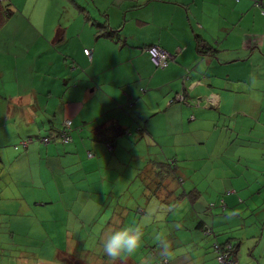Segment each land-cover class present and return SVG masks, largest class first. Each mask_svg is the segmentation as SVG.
Segmentation results:
<instances>
[{
  "label": "crops",
  "instance_id": "crops-1",
  "mask_svg": "<svg viewBox=\"0 0 264 264\" xmlns=\"http://www.w3.org/2000/svg\"><path fill=\"white\" fill-rule=\"evenodd\" d=\"M1 1L19 11V22L46 46L44 52L24 59L23 69L16 65L21 70L11 73L16 91L10 98L21 105L17 111L10 109L11 120L0 124V133L8 129L14 132L1 137L0 177L5 175L7 181L11 178L15 185L20 184L24 192L16 199L32 219L30 225L17 223L11 228L21 230L22 236L38 245L66 247V230L76 229V223L80 228L85 224L76 216L79 212L74 211L72 202L79 183L86 188L83 192L88 199L96 197L90 188L99 180L110 177L115 183H125L130 165L138 163L147 148L157 161H175L178 173L184 170L192 179L190 187L203 192L192 216L201 218L213 233L204 237L193 231L189 237L193 249L209 246L202 255L203 263L218 264L213 245L226 243L230 232L236 237L238 230L232 231L228 217L238 216L242 221L241 210L236 212L237 202L243 203L244 197L257 199L264 189V16L253 7V0H75L86 9L88 20L77 10L71 11L67 0ZM66 11L72 19L67 18L68 22L63 20ZM105 22L112 36L97 37V25ZM60 30L64 37L57 42L61 52L56 56L52 46ZM197 36L217 52L201 55ZM152 45L170 54L165 69H158L147 52ZM85 49L91 51V58ZM243 64L259 70L244 88L235 85L238 80L220 74L222 69ZM53 66H58V81L33 82ZM182 87L187 90L188 102L168 105L166 100ZM49 101L57 102L58 108L52 112L45 104L43 114L38 115V103ZM19 105L27 106L29 119L37 117L35 126L19 125ZM29 106L34 110L28 111ZM59 114L63 125L65 120L71 121V140L41 142L38 137L47 136L51 125L61 128L53 120ZM102 124L109 129L119 124L129 131L127 139H113L114 155L94 137L95 128ZM108 131L113 133L114 129ZM215 132L218 137L209 143ZM29 138L34 141L27 148L12 147ZM88 152L95 158L88 159ZM179 158L188 166L195 159L205 161L201 172L210 166L211 173L202 175L195 168H179ZM216 169H222L219 176ZM250 171L253 175L248 176ZM212 181L221 183L212 187ZM170 185L176 186V182ZM36 192L48 199L31 201L27 197ZM221 199L225 208L219 206ZM211 202L216 206L209 210ZM260 207L252 209L255 214L262 209L260 219L249 225L252 233L261 230L264 234V207ZM241 221L236 228L244 229ZM244 232L237 240H230L238 242V251V239L245 236ZM185 264H194V258Z\"/></svg>",
  "mask_w": 264,
  "mask_h": 264
},
{
  "label": "trees",
  "instance_id": "trees-1",
  "mask_svg": "<svg viewBox=\"0 0 264 264\" xmlns=\"http://www.w3.org/2000/svg\"><path fill=\"white\" fill-rule=\"evenodd\" d=\"M71 1V2H70ZM67 2L71 3L76 10L81 13L86 20L89 19V15L86 12V9L79 4L75 0H67ZM253 7H256L259 9V12L264 16L262 11H264V0H253L252 1ZM14 10L9 3H3L0 0V29L6 24L7 19L13 14ZM107 17V14L104 13ZM98 28L96 30V36H112V32H108L106 29H108V22H105L104 25L98 24ZM61 31V30H60ZM63 31L57 33L55 41L56 42H62L63 40ZM197 39V51L201 55H213V52H217V50L212 47L203 44L201 42V39L199 36L196 37ZM152 48H160L166 53H168L166 50H164L159 45H152L147 48V52L150 54V57L155 64V66L158 69H165L168 65V62L170 58L167 59V64L165 66L156 64L152 58L151 55V49ZM90 51L89 49H85L84 53L86 56L91 58V51L90 54H86V51ZM170 56V54L168 53ZM171 57V56H170ZM185 79V78H183ZM181 91V92H180ZM176 92L174 95H172L168 101L166 100L167 104L171 105L173 103H187L188 102V96L186 94L187 90L182 87L181 90ZM165 102V103H166ZM198 102V100H197ZM21 105V104H20ZM18 106V110L20 113V117L23 120L24 126H35L36 125V116L29 119L27 117V114L29 115L30 112H25L27 106ZM33 105L36 106V103L33 102ZM37 107V106H36ZM29 110H34V108L28 107ZM40 119V118H39ZM51 125L50 129L46 132L48 133L47 136L45 135L44 138L38 137L41 142L49 143L53 140H58L61 143H67L71 140V121L70 119H67L64 121V125L61 128L58 127H52ZM101 127L95 128L94 137L101 143H103L106 147V151L110 153V155H114L112 150V143L114 142V138L122 137L123 139L128 138V130L121 128L119 124H113L110 128L114 129L112 136H109L110 133L107 128V125H100ZM109 126V125H108ZM111 127V126H109ZM138 132H142V127L137 128ZM108 131V132H107ZM128 131V132H127ZM29 140L20 141L18 144H14L12 147L15 150H20V148H27L29 145V142H33L34 139L29 138ZM146 148L144 150V153L140 155L138 163L134 162L132 165H130L129 174L130 177L128 181H125V183H118L114 182L108 177V179L101 181L99 180L96 185L99 186L100 191L92 190L90 188V192L93 194V196L100 197L104 196L105 203L104 208L101 209V212L98 216V218L93 222V224H97L101 222L102 226L104 227V224H108L107 228H104L106 230L104 235H107L111 230L114 229H120L124 227H139L140 230L143 233L142 237H146L147 242H142L140 247L137 249L138 251L135 252L137 255H143L140 260V264L142 263L143 259L146 261H152L148 259V257H154V261L151 262V264H177L180 257L184 254H188V250L186 245L194 247L195 245L191 244L190 241V235L193 231L201 233L204 237L209 236L213 233L212 227L207 225L201 218H199L197 215L192 216V211L197 207L199 204V195L200 193L203 194V192L199 191V189H193L192 187L187 188L183 187V178L181 175L179 176L177 166L175 165V161H157L156 157L152 154H149ZM88 159H94L95 156L91 153H87ZM111 157V156H110ZM115 158V157H114ZM189 176V175H188ZM186 176V179L188 178ZM88 180L91 179V175L88 173L86 175ZM178 179V183L176 181ZM190 179V178H188ZM192 180V179H191ZM140 181L141 182V188L140 192L144 198H146L147 204L151 202V200H155L158 202L156 204V210L157 212L151 213L148 212L145 207H142L140 203L137 201L136 198H138L140 195L136 192L133 193L134 190V182ZM171 182H176V186L173 185V187L170 185ZM86 183L88 181H85ZM109 182L112 183V187H109ZM92 183V182H91ZM192 185V182H191ZM192 188V189H191ZM114 189V192L112 193ZM105 194V195H104ZM128 194H134L132 196H126ZM126 198V200H125ZM117 199V200H115ZM127 199H132L133 201H128ZM128 201V202H127ZM220 204V205H219ZM219 206L225 208L224 201L221 199L219 202ZM158 205H161L159 208ZM215 203H208L207 208L209 210L214 209ZM194 208V209H193ZM134 209V210H132ZM134 213V214H132ZM22 214V217L20 215V218L22 219L23 226L30 225L32 222L31 216H29L26 213H20ZM137 218H141L139 223L133 222V217L135 216ZM25 215V216H24ZM105 215V216H104ZM159 216V218H158ZM145 217V218H144ZM79 221L80 219L76 217ZM136 220V219H135ZM160 222V223H158ZM81 223V222H80ZM20 225V226H21ZM82 227L84 223H81ZM16 226V225H14ZM92 227V226H91ZM13 229V228H9ZM26 231V230H25ZM194 232V233H195ZM9 240L13 241L16 234L20 235L23 239L21 240V243L19 245H15L13 247L10 243H6L5 245L8 247V251L12 255V257L7 258L5 257V260L8 261L11 264H15V261H13V257L15 255H18L20 258H15V260L18 262V264H27L25 263V259L23 258L26 256V252L23 250V247L28 246L30 243H33L32 245L36 246H45V245H38V243L31 242L29 239L23 235V232L21 230L16 231V229L7 230L6 233L2 232ZM231 239H228V241L224 244H218L215 243L213 245L214 252H215V258L217 261V256L222 255L223 253L226 258V261H233L238 264L237 260V253L239 249L238 242L232 243L230 241ZM151 241V242H149ZM154 241V242H153ZM3 242L0 240V246H2ZM69 246V245H67ZM166 246V247H165ZM162 247V248H161ZM146 249V251H145ZM3 254V253H2ZM33 254V251H32ZM66 255V256H63ZM138 257V256H137ZM137 257L133 254L131 256H126L125 261H122V259H118L116 262L117 264H137ZM24 259V260H23ZM36 260V258H34ZM39 263L44 262H56L57 264H83L81 261L74 257H70L68 253L66 254L63 250L59 248L53 249L52 254H48L45 256V259H40L38 261ZM125 262V263H124ZM218 263V262H217ZM85 264H93L92 261L86 262ZM147 264V262H145ZM219 264V263H218Z\"/></svg>",
  "mask_w": 264,
  "mask_h": 264
},
{
  "label": "rangeland",
  "instance_id": "rangeland-1",
  "mask_svg": "<svg viewBox=\"0 0 264 264\" xmlns=\"http://www.w3.org/2000/svg\"><path fill=\"white\" fill-rule=\"evenodd\" d=\"M68 8L71 11H76V8L70 4V7ZM19 11H14L13 14L7 19L6 24L0 29V124H2L5 121L11 120L12 116L10 117V114L8 111L11 109L13 111H17V105L20 103H17L16 101L11 100L10 94L15 93V85H13L12 78L13 76L11 73H16V70H21L24 68L22 65L24 62H22L26 58L35 57L37 54L42 53L45 51L46 46L43 43V39H40L36 37L35 35H32L30 30L26 28V25L23 22H19ZM52 17L51 15H47V17ZM49 17V18H50ZM67 11L65 12L63 16L64 22H68L72 20L71 18H68ZM72 23V22H71ZM26 28V29H25ZM73 38V37H72ZM58 43L54 46H52V49H54V53L56 56L61 52V50L57 47ZM16 63V64H15ZM35 62H33L34 64ZM18 65V66H16ZM255 66H259L257 64H254ZM237 67V68H236ZM233 68H227L222 69L220 71V74L230 76L231 79L238 80V82L235 83V85L240 88H244L246 83L250 81L251 77L254 75L253 73L257 72V68L252 65H240ZM58 66H53L50 69V72L47 74L40 73L38 76L33 80V82L36 85H40V83L44 80L55 82L60 79V74L57 71ZM15 72H10L14 71ZM259 71V70H258ZM19 77L22 81H20V85L23 86V74L22 72L19 73ZM46 77V78H45ZM16 78V76H15ZM260 78V77H259ZM10 100V102H8ZM45 102V101H44ZM39 102L38 103V115L43 114L42 110L44 109L45 104L48 105V108L53 112L54 107L58 108V103L49 101V102ZM51 112L48 113V115ZM40 118V117H38ZM44 120V119H43ZM53 120L57 123L59 127L63 126V116L61 114L57 115V117L53 118ZM19 125L22 124V127H25L23 125L22 118L18 119ZM10 129H8V132L6 130L3 131V133H0V144L3 143L2 138H4L5 134H8L9 136L13 135L14 132H11ZM132 132L134 133V130L132 129ZM217 132H215L209 140V143L212 142L215 138H217ZM119 141L121 140V137H118ZM217 151V150H216ZM215 152V151H214ZM213 151H210L209 154L211 155ZM227 156V151L225 152V155ZM223 156V157H224ZM212 157V156H211ZM222 157V158H223ZM244 157V156H243ZM246 158V157H244ZM212 161V160H209ZM249 160V163H252V161ZM192 165L188 166L187 164L182 161V158H179L177 165L179 168L188 167V169H197L196 172L199 171L202 175H207L211 173L210 166H207L205 168V172H201L204 166H202V163L205 161H197L192 160ZM253 164V163H252ZM199 165V166H198ZM222 169H216L215 173L216 175L221 174ZM183 178V181L186 180V174L183 171H179V176ZM253 175V171H250L248 173V176ZM7 177L5 175H1L0 177V240L3 242L2 246H0V264H11L8 261L5 260V257L10 258L12 255L7 250L8 247L5 245L6 243H10L13 247L15 245H19L21 243V240L23 239L20 237V235L16 234L13 241L9 240L2 232H5L7 230L13 231V229H9L10 227H14V225L20 224L23 222L20 218V215L22 217L23 210L22 207H20L19 201L16 199V196H19L22 192H24L20 184L15 185V182L10 178L11 181H7ZM187 185L184 188H189L191 186V180L187 179ZM178 183V179H176ZM227 181V180H226ZM170 183L173 185V182L170 181ZM221 181H212L211 186H215L216 184H220ZM263 188H264V182H262ZM79 189L75 192V195L73 197V208L75 212H79L76 216H79L81 219H83V222L85 224L83 227L80 228V225L76 223V229L70 227L66 230L67 237H69L66 242L69 246L66 247H55L52 245H45V246H36L32 245L33 243H30L28 246L23 247V250L26 252V256L23 258L25 259V263L27 264H57L56 262H44L39 263L38 261L40 259L44 260L45 256L48 254L53 253V249L59 248L63 250L66 254L70 257H74L81 261L83 264L86 262L92 261L93 264H117L116 262L118 259H122V261H125L126 255H122L117 259H113L103 251V241L106 238L107 235H104L106 230L104 228L108 227V224H104V227L102 226L101 222L93 224V217L96 216H102L98 213L99 209L104 208L105 198L104 197H92L91 199H88L85 192H83L86 188H84V185L82 183H79ZM141 182L136 181L134 182V190L133 193H137L140 195L137 199V201L140 203L142 207H145L148 212L155 213L156 210V204H158L157 201L151 200L147 204L145 201L146 198H144L141 194ZM92 190L100 191L98 185H93ZM25 190V189H24ZM81 190V191H80ZM189 190V189H188ZM241 192V191H239ZM134 194H128L126 196H132ZM27 197L30 198L31 201L41 198L48 199L43 194H40L36 192L35 194H27ZM239 198V197H238ZM240 199V198H239ZM243 200V198L241 197ZM117 200V199H115ZM126 200V198H125ZM128 201H133L132 199H127ZM213 198H210L209 201H213ZM264 189L262 190V195L258 196L257 199H251V198H245L242 203V201L237 202L236 205H238V209H236V212H239L241 210L242 215V221L238 218V216H231L228 217L229 224L232 225V231L238 230L236 233V237H231L232 232H230L229 239L237 240L236 238H240L244 232V237L242 239H238L240 241V250L237 253V260L238 264H264V234L261 232V230L257 231L256 233H252V230H250V225L252 222H256V218L260 219L263 212L262 209L257 210V213L252 211L253 207L261 206L264 207ZM30 201V202H31ZM127 201V202H128ZM199 205V204H197ZM249 205H251L249 207ZM160 208L161 205H158ZM260 207V208H261ZM246 209V212H245ZM134 210V209H132ZM84 212V214H81ZM98 213V214H97ZM134 214V213H132ZM203 214V213H202ZM227 214V213H226ZM234 214V212H232ZM105 216V215H104ZM66 217H73V215H66ZM145 218V217H144ZM159 218V216H158ZM133 222L139 223L141 222V218H137L136 214L133 217ZM136 219V220H135ZM37 218L34 217V222L36 223ZM244 224V229H238L236 228V223L240 222ZM160 223V222H158ZM23 225V224H22ZM92 226V227H91ZM113 230H115L113 228ZM244 230V231H243ZM142 237V242H147L146 237ZM253 236V237H252ZM151 242V241H149ZM154 242V241H153ZM142 244V243H141ZM215 246V245H214ZM188 254H184L180 257L177 264H185L187 260L194 258V264H206L202 262L203 253L208 252L210 250L209 246H206L204 249H193L192 246L186 245ZM162 248V247H161ZM33 251V254H32ZM138 251V250H137ZM136 251V252H137ZM146 251V249H145ZM3 253V254H2ZM137 257V264H140L141 257L143 255H136ZM66 256V255H63ZM208 256V255H206ZM15 258H20L18 255H15L12 259L15 261ZM36 258V260H34ZM148 259L152 260H145L143 259L142 263L145 264H151V262L154 261V257H148ZM24 260V259H23ZM125 263V262H124ZM68 264V263H67ZM120 264V263H118Z\"/></svg>",
  "mask_w": 264,
  "mask_h": 264
},
{
  "label": "clouds",
  "instance_id": "clouds-1",
  "mask_svg": "<svg viewBox=\"0 0 264 264\" xmlns=\"http://www.w3.org/2000/svg\"><path fill=\"white\" fill-rule=\"evenodd\" d=\"M142 236L143 233L139 227L111 230L103 241V251L113 259L122 255L131 256L140 247Z\"/></svg>",
  "mask_w": 264,
  "mask_h": 264
},
{
  "label": "built area",
  "instance_id": "built-area-1",
  "mask_svg": "<svg viewBox=\"0 0 264 264\" xmlns=\"http://www.w3.org/2000/svg\"><path fill=\"white\" fill-rule=\"evenodd\" d=\"M262 13L264 14V11H262ZM86 54L89 55L90 51L87 50ZM151 55H152L154 62L162 66H165L167 64V59L170 58L168 53H166L160 48H152ZM221 254L222 255L217 256V262L219 264H237L236 262H233V261H226L225 260L226 256L223 253Z\"/></svg>",
  "mask_w": 264,
  "mask_h": 264
}]
</instances>
